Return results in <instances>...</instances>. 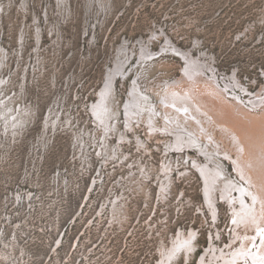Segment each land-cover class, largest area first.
Instances as JSON below:
<instances>
[{
    "label": "rangeland",
    "instance_id": "rangeland-1",
    "mask_svg": "<svg viewBox=\"0 0 264 264\" xmlns=\"http://www.w3.org/2000/svg\"><path fill=\"white\" fill-rule=\"evenodd\" d=\"M174 45L206 66L193 90H215L199 98L196 147L176 144L160 107L184 80ZM111 75L102 121L94 108ZM133 89L137 115L126 113ZM263 119L264 0H0V264L231 258L257 224L224 197L226 178L254 189L231 159L257 164L264 195L261 143L241 142ZM217 168L208 194L204 173Z\"/></svg>",
    "mask_w": 264,
    "mask_h": 264
},
{
    "label": "bare ground",
    "instance_id": "bare-ground-1",
    "mask_svg": "<svg viewBox=\"0 0 264 264\" xmlns=\"http://www.w3.org/2000/svg\"><path fill=\"white\" fill-rule=\"evenodd\" d=\"M173 51H175L176 53H178L182 57H184L187 65H186L184 72H183L184 80L181 81L182 83L180 82L181 83L180 84L179 82H177L178 86H176V84L166 86V88L163 90V92L162 91L160 92V95L162 97V103L160 104V107L164 110V113H165L164 118H167V120L169 121L168 124L167 123L165 124V128L168 127L169 131H171V133H173V135L176 138V141H175L176 144L184 143L187 146L195 145L194 147H196V146H199L197 139H198L199 135L202 134V132L199 131V124L203 125V120H204L201 113H206L205 111H207V110H205L200 99H202L201 96L204 95V97H206V99L208 100L209 99V95H208L209 91H215V90H214V87H212V86H209V87L208 86H202V88L200 86L199 91H201V92L196 93L193 90V88L196 87V86H194V84L198 83V81L202 80V77H203L202 74H204V73L207 74V72L205 70L206 66L203 63H200L198 59H195V57H193L191 54H189V52H187L184 49L178 48L176 45L173 46ZM147 53L150 55L155 54V52H153L152 50L147 51ZM120 67L121 66H119V68ZM206 74H204V75L206 76ZM210 77H211L210 79L207 78L206 80L212 81V83H214V84L217 82L216 84L220 85V86H218L219 88L218 87H217V89L215 88L217 90L216 92L220 93L222 91L223 93H225V91L227 90V86H226V83L224 82V79H221V82H223V85L225 86L223 88L221 82L219 81V78H217L213 72H212V75H210ZM107 79H108L107 83L99 92V98L100 99H99V101H97L98 102L97 106H96V104H94L96 106V107L94 106L95 107L94 113L102 121L106 120L108 118L107 115H108V110H110V104H109V101L107 98H108L109 88L111 87L112 81L114 79V75L112 77H108ZM231 93L228 92V96H230V95L232 96ZM262 94L261 95L255 94L253 101L249 102V104L252 103L254 106V104L260 103L262 101ZM234 96H235V94H234ZM224 97H225V95H224ZM131 98H132L131 102L128 99V102L126 104V113L129 112V113L137 115L139 112V108H140L139 104H137L139 97H138V95L134 89H133V93H132ZM234 98L236 100L240 99L239 97H236V96ZM152 111L155 112V109L152 108ZM167 113H170V114L168 115ZM154 115L155 114H153V113H149L146 116L147 121L150 120V122L153 123L154 122V120H153ZM134 117L139 118L138 116H134ZM215 119H216V117H215ZM183 122H188L191 126V129H187V128L183 127L182 126ZM262 123L264 124V122H262ZM180 124H182V125L180 126ZM181 127L185 128L186 131L189 133L187 134V133L183 132L182 130L180 131L179 129ZM175 129H177V130H175ZM253 140L257 144L261 143V151H262L261 154L264 155V127L263 126H259V132L256 133L255 137H247L245 142H244V140H241V142L242 143H251V141H253ZM200 150L202 153L206 154L208 156V158H210V160L211 159L214 160L213 156L209 157V155L207 153H205V151L203 149L200 148ZM242 158H243V156H242ZM244 158H246V157H244ZM231 160H233L235 166L238 169V172L240 171V176L243 177V179L245 181H247L248 183L253 184L254 189H252L249 186H244L243 184L239 185V186L234 185L231 188L230 186L233 184V182H231V180L229 178H226L227 181L229 182L228 186L230 188L227 186V188L224 189V197L227 198V201H229V199H231V202L233 204L232 206L235 207L236 206L235 204H237V203L240 205V209H241L242 213L239 214V217L241 216V218L243 220H246L247 223H249V224H253V223L257 224V225H255L256 235L253 234L252 236H250L248 241L243 245L244 247H241L240 249H238L235 252V254H232L231 255L232 257L230 256L231 258L226 257V255L223 254L224 252L219 250L222 252L221 253L222 259H220V261L222 260V262L220 263L217 260H214L215 261L214 264H241L240 263L241 258H244L243 264H264V225L259 224V221L260 222L264 221V195H263L262 191L259 190V186H260L259 174L257 176H255V181H254V180H252V179H254L253 178L254 176L250 172L251 170L249 171V169H248L249 167H251L252 169L253 168L256 169L257 166H255V165H257V164H255L254 167H252L253 164H251L249 161L248 162L246 161L244 163L246 167H244L242 169V165H244V164L243 163L241 164V161L243 160V159L241 160V157H240V159H239V157H237V158L231 159ZM262 161H264V160H262ZM261 163H263V162H261ZM245 168H246V170H245ZM259 168H260V166H259ZM204 170H206V172H208L211 169L209 166H207ZM219 174L223 175L222 170L219 168L214 169L213 175H210V174L208 175L207 173H204V176H205V179H206V182L208 185V188H206V192L208 194H210V188H214V184L212 183L213 182L212 180L214 179V180L219 181V177H218ZM261 180L264 181V172L261 173ZM253 185H252V187H253ZM232 190L233 191L237 190L239 192V196L238 197L235 196L236 192H234L232 194L231 193ZM227 192L229 193V197H227ZM247 197H248V199L251 200L250 202L247 200ZM235 213L238 214V211H235ZM236 219H237V217H236ZM259 240H260V244L258 245L257 242ZM251 243H252V245H251V249H250L249 245ZM212 255H214V254H212ZM201 264H206V259L201 260Z\"/></svg>",
    "mask_w": 264,
    "mask_h": 264
}]
</instances>
